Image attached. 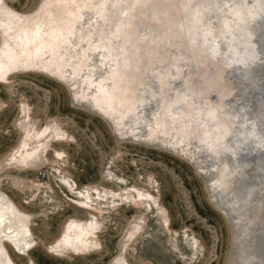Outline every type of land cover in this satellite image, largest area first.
<instances>
[{"label":"bare ground","instance_id":"bare-ground-1","mask_svg":"<svg viewBox=\"0 0 264 264\" xmlns=\"http://www.w3.org/2000/svg\"><path fill=\"white\" fill-rule=\"evenodd\" d=\"M98 1L45 0L39 11L22 12L0 0V84L15 75L29 72L44 75L49 73L51 77L47 75L48 77L64 82L70 87L74 104H80L79 99H82V105L87 107L92 105L102 109L101 107L105 106L104 109L111 114H108L109 117L113 118L110 124L119 140L132 138L139 143H145L144 141L152 136L151 125L159 119L155 111L168 101L173 115L163 121L169 130L157 135V141L153 142L151 138L147 141H152V145L157 143L165 149L176 151L189 161L196 171L203 175L212 203L227 217H231L229 223L232 241L225 264H264V183L256 185V182L264 178V107L256 110L244 108L243 111L241 107L246 100L244 97L237 100L226 97L214 101L211 94L221 80V72L208 63L196 66L203 75L206 92L195 93L191 85L182 86L179 80H175L171 93H167L168 96H164L157 88L153 92L161 96H157L152 102L148 98L153 93L152 90L141 91L143 102L136 98V90L138 91L142 78L141 70L147 63L153 66L158 64L167 69L170 67L167 64L175 62L172 66L182 68L184 56L181 54L184 46L190 41L178 27L181 26V21L185 20L186 25L183 27L192 29L200 23L201 30L209 28L207 13H211V9L220 10L218 12L223 14L226 32H230L232 26V35L235 36L232 40H239L248 60L256 61L250 66L255 67L258 64L260 67L264 60V0H204L205 3L197 13H192L182 20V11L194 8L193 5L198 1L202 4V0H177L179 7L175 10L172 7H175V0H103L102 4H98ZM171 8L172 17L168 18L167 11ZM212 14L211 17L215 18L213 12ZM108 25L115 27L109 29ZM118 26L121 29H118ZM157 29L162 31L161 39H157L151 31ZM259 33L261 40L256 43L253 39ZM224 38L227 37L221 38L222 41ZM200 41L199 37L191 41L188 54H194ZM208 46L206 45L204 52L212 48ZM224 46L221 44L213 49L216 54L219 52L214 55L215 61L225 55ZM232 52L235 54V49ZM204 54L206 56V53ZM233 54L225 65L232 66ZM175 55L177 57L174 59ZM239 62L240 58L233 64L239 66L244 63ZM245 68L246 77L250 67ZM53 70L59 76L52 74ZM261 70L262 68L260 72ZM244 76L242 85L229 83L227 89L233 91L236 86H248L247 81H250ZM233 77L237 79L236 74ZM236 106L237 110H231ZM28 110L27 104L23 103L20 110L22 140L10 155L0 161L2 173L9 168L38 172L47 163L46 153L52 142L66 143L71 140L58 128L53 130L48 125L37 127ZM100 113L103 115L102 111ZM160 118L162 121V117ZM55 153L58 160L65 156V151L60 149H55ZM12 177L18 189L24 190L27 187V178L19 175ZM258 189L260 195L257 197ZM101 197L99 193L98 198ZM113 197L115 198V194ZM122 200L125 201V197H122ZM136 200L153 205L152 209L160 216L162 225L166 230H171L168 211L154 195L138 190ZM86 202L82 204L84 207L92 206ZM136 202L135 204L141 205ZM248 208L252 210L250 216L261 218L256 225L254 220L251 222L252 217L245 215ZM100 211L107 215L115 212L116 207L109 206L106 210L101 208ZM31 217L30 213L19 208L0 187V264H16L10 256L6 242L22 253H28L34 248L36 240L34 241L30 229ZM145 223L144 215H137L130 221L118 242L116 255L108 264H153L151 260L132 261L126 251L129 241L134 240L135 235H141ZM103 226L104 222L93 212H90L87 218L72 216L66 221L61 235L49 246L48 251L58 257H66L68 254H98L101 252L98 236L99 231L105 230ZM57 248L62 249L63 254L54 251ZM194 250L199 251L198 247ZM198 257L199 255L196 256Z\"/></svg>","mask_w":264,"mask_h":264},{"label":"rangeland","instance_id":"rangeland-1","mask_svg":"<svg viewBox=\"0 0 264 264\" xmlns=\"http://www.w3.org/2000/svg\"><path fill=\"white\" fill-rule=\"evenodd\" d=\"M4 1L19 11L37 12L45 0ZM101 1L103 0H99L98 4H102ZM176 1L174 2L175 7L172 5L174 10L179 7L177 6L179 2ZM199 2H194L195 5L192 9H184L181 20L187 19L192 13H197L198 9L205 3L204 0L201 1L202 4ZM173 8L167 11L168 18L172 17L170 13ZM210 11L211 13H207V19L210 22L207 29L201 30L200 23H197L192 29L183 27L186 23L185 20L181 21V26L178 28L185 35L184 37L190 41V46L189 44L185 45L181 54L184 56V64L181 69L172 66L175 65V62L167 64V66L170 65L167 69L161 68L158 64L153 66L150 63L142 67L143 79L141 78L139 81V89L136 88L138 89V91L136 90L138 100L143 102L141 93L145 89L153 92L159 88L164 96H168L175 80H179L182 86L191 85L195 89V93L206 92L207 87L202 78L203 75L199 73L196 66L208 63L221 72L219 75L221 80L211 94L214 101L226 97H232L236 100L244 97L247 101L242 103L241 109L243 111L244 108L246 110L263 109L264 60L262 61L263 64L258 62L260 67L258 64L252 67L256 61L248 60L246 51L240 45L239 40L234 39V41L239 42L232 40L235 37L232 26H230V32L227 33L226 27H224L223 14L218 12L220 10L211 9ZM212 12L216 16L215 18L211 17ZM118 20L119 18L116 20V25ZM121 25L120 23V27ZM112 26L114 25H108L109 29ZM120 27L118 29H121ZM151 31L157 39H161L162 31L158 29ZM231 31L233 32L231 33ZM221 32L225 33L222 34ZM199 34H202L201 37L198 36ZM1 35L0 31L2 44ZM259 35L260 33L253 39L256 40V43L261 40ZM195 36L199 37L202 42H199V48L197 47L194 54L192 52L191 55L188 54V51L191 47V41H194V38L197 39ZM223 37H227L223 39L226 43L222 41L221 38ZM220 42L226 46H224L226 49L223 51L225 55H222L220 60L215 61L214 55H218L219 52L216 54L213 49L218 48L221 45ZM205 44L212 47L207 52H204L206 51ZM166 48L171 47L166 46ZM231 49H233L232 51L235 49L236 53L233 54ZM238 49L244 50L238 51ZM232 54L234 55L231 59L232 66L230 64L225 65ZM176 57L175 55L174 59ZM201 58L205 62L201 61ZM239 58V63L243 61L244 63L239 64V66L234 65V61ZM227 66L232 67V69ZM244 66L250 67L248 68L250 72L248 71L246 77L244 70L246 71L247 68ZM261 68L262 72H260ZM257 71L260 73L258 74ZM52 72L56 75V71L53 70ZM234 74L237 75V79L233 77ZM47 75L50 76L51 74L47 73ZM47 75L29 72L11 76L9 81L0 84V161L10 155L22 140L20 128L22 114L20 110L23 103L27 104L28 114L36 121L37 127L48 125L53 130L58 128L71 139L66 143L52 142L46 153L47 163L38 172H24L17 168H9L5 173L0 171V187L15 201L19 208L32 215L30 229L34 241H36L34 248L26 253L31 264H108L116 255L118 242L127 230L130 221L137 215H144L146 223L141 235H135L136 238L129 241L132 243H128L126 251L130 260L136 262L151 260L153 264H225L232 241V229L231 223H229L231 217H227L223 211H220L221 209L219 210L212 203L203 175H200L189 161L176 151L165 149L157 143V145H152L153 140V142L157 141V135L169 130L163 120L173 115L170 111L171 104L167 101L169 105L165 102L163 107H159L155 111L159 121L156 120V123L151 125L150 135L152 136L147 138V140L151 138V142L146 140L145 143L140 142V144L139 141L132 138L119 140L110 124L113 118L112 116L109 117L111 114L104 109L103 104L102 109L98 107L100 111L92 105L90 107L82 105L84 103L82 99H79L78 103L80 104H74L71 100L70 87L66 83L54 80ZM242 76L249 79L250 82L246 80L248 86H242L243 88L236 86V89L229 91L227 89L229 83L243 84L241 82ZM168 81L172 84L170 85ZM168 87H170L169 91ZM159 95L157 92H153L148 98L152 102ZM257 100L260 101L257 102ZM135 103L137 102L135 101ZM237 108L236 106L231 110L235 111ZM101 111L103 115H101ZM160 117H162V121ZM157 124L161 128H158ZM119 135L122 136V132ZM153 136L155 138H152ZM55 149L65 151V156L61 160L56 157ZM12 164L16 166L15 163ZM17 175L28 179L27 187L24 190L18 189L13 183L12 176ZM263 179L262 177L260 182H256V185L264 183ZM138 190L154 195L166 208L171 221V230L165 229L160 216L152 209L154 207L149 202L144 204V202L136 200L142 206L137 205L139 203L135 199ZM99 193L102 195L101 198H98ZM114 194L115 198L113 197ZM259 195L260 189L257 190V197ZM122 197H125V201L131 202L126 203ZM86 201L92 206L84 207L82 204L83 202L87 203ZM109 206L116 207V211L103 215L100 209L106 210ZM251 211L248 208L245 215L252 217L251 222L254 220L256 225L261 218L250 216ZM90 212H93L103 221L105 226H103V230H105L99 231L98 236L101 246L100 253L87 256L68 254L66 257H58L48 251L49 246L61 235L62 229L70 217L87 218ZM6 244L15 263L26 264V256L10 243L6 242ZM197 247L198 252L194 250ZM198 255L199 257L196 258Z\"/></svg>","mask_w":264,"mask_h":264},{"label":"snow or ice","instance_id":"snow-or-ice-1","mask_svg":"<svg viewBox=\"0 0 264 264\" xmlns=\"http://www.w3.org/2000/svg\"><path fill=\"white\" fill-rule=\"evenodd\" d=\"M54 251H57L58 254H63V250L60 249V248L54 249ZM23 255L26 256V264H31V260H30V258L27 257V254L26 253H23Z\"/></svg>","mask_w":264,"mask_h":264},{"label":"water","instance_id":"water-1","mask_svg":"<svg viewBox=\"0 0 264 264\" xmlns=\"http://www.w3.org/2000/svg\"><path fill=\"white\" fill-rule=\"evenodd\" d=\"M248 35V34H247ZM249 36V35H248ZM246 41V40H245ZM205 94V93H204Z\"/></svg>","mask_w":264,"mask_h":264}]
</instances>
